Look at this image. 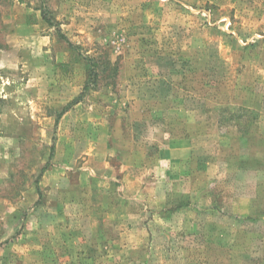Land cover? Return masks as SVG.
Wrapping results in <instances>:
<instances>
[{
	"label": "rangeland",
	"instance_id": "1",
	"mask_svg": "<svg viewBox=\"0 0 264 264\" xmlns=\"http://www.w3.org/2000/svg\"><path fill=\"white\" fill-rule=\"evenodd\" d=\"M0 264H264V0H0Z\"/></svg>",
	"mask_w": 264,
	"mask_h": 264
},
{
	"label": "trees",
	"instance_id": "2",
	"mask_svg": "<svg viewBox=\"0 0 264 264\" xmlns=\"http://www.w3.org/2000/svg\"><path fill=\"white\" fill-rule=\"evenodd\" d=\"M41 16H43L42 18L44 20L45 19L44 13L41 14ZM45 22L50 24L49 21H47L46 19H45ZM89 77H90L89 80L87 81V83L85 84V86L83 88L82 94L78 97V99L75 102L80 100L82 98L83 94H85L89 90V87H91V85L95 83L96 70H95L94 65L90 66ZM70 106H72V105H69L68 107H70ZM66 109L67 108L63 109V112L66 111ZM245 116L246 115H244V114H236V115H233V116H229V117H227V120L223 119V123L225 124V123H227V122L232 120V121H234L236 123L235 126L239 130H241V131L247 130L249 127L254 125V122L256 120V114L251 113L250 114V118H247ZM244 117L246 119H244Z\"/></svg>",
	"mask_w": 264,
	"mask_h": 264
}]
</instances>
